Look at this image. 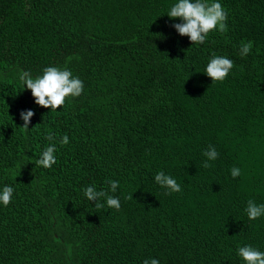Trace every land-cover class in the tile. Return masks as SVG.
I'll return each instance as SVG.
<instances>
[{
	"label": "trees",
	"instance_id": "obj_1",
	"mask_svg": "<svg viewBox=\"0 0 264 264\" xmlns=\"http://www.w3.org/2000/svg\"><path fill=\"white\" fill-rule=\"evenodd\" d=\"M176 2L0 0V191L14 188L0 264H246L239 247L264 252V216L245 212L264 204V0H218L228 30L202 44L172 27ZM213 55L234 62L223 82L204 72ZM49 66L84 84L56 111L21 79ZM52 143L57 162L36 165ZM209 145L219 157L206 169ZM161 171L180 192L165 195ZM88 186L120 209L97 210Z\"/></svg>",
	"mask_w": 264,
	"mask_h": 264
},
{
	"label": "clouds",
	"instance_id": "obj_2",
	"mask_svg": "<svg viewBox=\"0 0 264 264\" xmlns=\"http://www.w3.org/2000/svg\"><path fill=\"white\" fill-rule=\"evenodd\" d=\"M170 18H179L180 23H174L172 27L181 35L187 36L192 44H202L205 42L206 37L212 31H219L224 33L228 30L227 18L228 13L225 11L221 3L218 0H213L211 3H207L206 0H177V2L171 6L170 11L167 13ZM253 47V42L248 41L241 46L240 54L246 56L250 53ZM234 62L225 56H216L210 59L206 66L205 73L211 77L212 82H223L229 72L232 70ZM21 79L24 81L27 89L31 90L32 96L35 98V103L44 108H50L52 111H56L65 103L66 97H78L82 94L84 84L78 77H73L70 70H61L55 66H49L43 69V75L35 79L31 74L25 72ZM34 115V111L31 109L21 110L20 117L24 121L23 127L28 128L31 117ZM46 139L52 141L55 139L53 134L49 132ZM60 145H67L69 138L64 135L60 141ZM56 144L52 143L48 145L36 160V165L44 168H51L56 162ZM203 155L207 157L202 164L204 168L210 167V161H215L219 157V152L215 146L209 145L208 149L203 152ZM231 176L236 178L240 176L241 172L238 167H232L230 169ZM155 181L162 188L166 189L165 195H169L174 192H180L181 186L171 176L165 174L163 171L158 172L155 175ZM110 191L115 193L119 181L108 180ZM14 193L12 186H4L0 191V203L4 206L10 204ZM133 194V193H132ZM126 197L127 199H133V195ZM84 196L88 201L94 202V206L97 210L107 208H115L119 210L121 207L120 200L114 195H110L107 190H97L95 186H88L84 189ZM249 220H256L261 216H264V204L257 205L254 200L250 199L247 202L245 209ZM71 246L69 245V252ZM238 255L246 262V264H264V252L257 250L251 245L238 248ZM143 264H159V261L155 258L144 260Z\"/></svg>",
	"mask_w": 264,
	"mask_h": 264
}]
</instances>
